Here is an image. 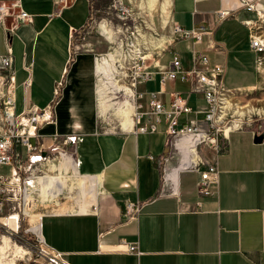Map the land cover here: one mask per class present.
<instances>
[{"label":"crops","instance_id":"1","mask_svg":"<svg viewBox=\"0 0 264 264\" xmlns=\"http://www.w3.org/2000/svg\"><path fill=\"white\" fill-rule=\"evenodd\" d=\"M19 1L29 21L10 33L0 26V55H12L14 111L51 109V120L37 129L45 146L55 134L77 137L58 164L71 165L75 188L61 186L58 179L54 184L60 188L51 199L42 196L51 209H42L37 229L47 247L66 264H264V139L255 143L252 129L232 131L225 150L214 155L216 194L200 197L198 173L181 171L178 180L169 175L170 162H179L182 152L174 151L178 142L170 144L165 124L153 133L137 132L135 121L129 129L101 124L100 56L88 50L73 57V37L90 21L92 0ZM164 1L171 21L185 29H212L197 48L225 65L227 88L260 84L246 25L258 13L247 10L244 0ZM245 1L264 7V0ZM221 12L227 18L221 19ZM176 44L188 67L191 42ZM158 60L163 70L168 61L160 65ZM159 78L136 92L158 91ZM190 89L187 82L168 81L160 97L168 103L170 93L178 91L191 106L202 107L203 95L189 96ZM0 167L6 169L0 173L10 170ZM87 188L95 194L91 204L83 201ZM130 202L140 209L136 218L125 219ZM125 244L137 245L139 253L127 251Z\"/></svg>","mask_w":264,"mask_h":264},{"label":"built area","instance_id":"2","mask_svg":"<svg viewBox=\"0 0 264 264\" xmlns=\"http://www.w3.org/2000/svg\"><path fill=\"white\" fill-rule=\"evenodd\" d=\"M243 2L247 10L258 13V19L247 21L246 25L251 31L250 48L256 55L259 67L260 64H264V33L262 30L264 7H259L260 4L255 2L245 0ZM227 16L228 13H220L221 19ZM8 19H12L9 25H7ZM28 21L29 14L22 9L19 0H0V26L8 33L13 32L17 25ZM172 23L173 34L178 36L175 42H191V46H188L189 66H186L183 53L179 49L169 51L171 58L163 70H159L155 62L154 69L145 65L144 56L136 59L134 84L155 81L158 75L160 76L158 91H148L146 94L137 93L134 115L136 131L153 133L165 124L170 144L191 136L192 143L198 152V159L183 168L182 172L198 173V195L200 197L211 196L216 194L214 185L217 184L219 176L217 158L214 155L217 156L225 150L227 136L232 131L241 129L242 125L238 128L234 127V123L232 124L234 120L232 121L229 117L231 107H225L226 104L223 102L227 97L232 102L231 94L233 93V90L224 84L225 65L213 61L207 52L197 48V45L203 43L205 36L213 33L212 29L205 25L185 29L176 21ZM157 62L159 63V60ZM168 81L189 83L191 85L189 96L193 93H201L205 104L194 108L190 105L189 98L178 91L170 93L167 103L160 95L164 93L163 87ZM145 95L148 97L146 102L143 101ZM14 104L15 80L12 73V55L7 52L5 55H0V166H9L10 170L8 173H0V213L10 200H16L17 205L21 203L24 205L25 200L28 199L27 195L32 192L31 188H28L29 183L33 179L43 177L46 173L40 166L55 159L61 162L62 155L66 154L65 147L72 146L77 139L75 135L55 134L50 136V143L45 146L37 129L51 120V109L38 110L30 106L25 111L16 114ZM191 115L194 116L191 117ZM200 115H204L203 120L199 119ZM200 147L209 148L211 154L206 155L204 152L200 154ZM21 148L25 150L24 157ZM26 160L28 162L22 164ZM39 184L41 187L42 183L39 182ZM139 209L138 204L130 202L125 205L122 217L134 219ZM18 210L20 211V207ZM10 216H5L4 221ZM39 242L46 249L44 252L51 255L53 251L47 247L41 235ZM124 247L129 252L139 253L137 245L125 244ZM52 254L53 261L57 263L60 257L54 252Z\"/></svg>","mask_w":264,"mask_h":264},{"label":"rangeland","instance_id":"3","mask_svg":"<svg viewBox=\"0 0 264 264\" xmlns=\"http://www.w3.org/2000/svg\"><path fill=\"white\" fill-rule=\"evenodd\" d=\"M92 6L93 13L90 21L83 30L75 33L73 37V48L75 50L73 57L77 52L88 50L96 52L98 56L108 54L111 51H114L117 54V58L125 65L123 70L125 72L127 71L126 74L128 73L127 75L119 76L121 83L124 82L125 84H130L136 93L135 96L130 98V104L128 105L130 108L134 109V113L131 114V117L133 118L132 120L134 121V106L137 100L136 91L137 89L140 90L145 86L143 83H136L137 85L134 84L135 81L133 76L135 71V61L140 56H144V52H148L150 50V46H148L146 40L143 39L144 37H141L142 35L140 32H143L147 36H150L154 39L160 38L161 36L167 37L165 49H154L156 58L147 60L145 59V65H148L151 69H154V64L158 59L161 60L160 65H163L165 61H168V59L171 57V52L169 53V51H174L176 48H178L176 47L174 49V47L177 45L175 41L178 36L173 34L171 27L173 23L169 19L168 7L164 0H159L157 6L153 9L148 6L147 0H92ZM103 25H106V27L110 30L114 38V42H111L103 34L101 30ZM262 30L264 33V23ZM138 51H142V53H138ZM119 64L120 62L118 61L116 65ZM107 78L108 77H106V75H102L100 80V121L102 125L111 128L113 126L122 125L121 122H123V119L117 114L115 108L119 105L118 102L126 101L127 97L123 91L109 89L111 85L109 84V80ZM103 83L105 87L102 85ZM232 92V106H230L231 108L229 111V117L232 121L237 117L234 112L238 106H242L245 110H247L249 107L251 109H264V77L261 78L260 84L256 88L233 90ZM193 116L194 115H191V117ZM250 118V120L247 119L242 124L241 129L248 128L255 131L264 130V111L261 114L253 113L251 114ZM199 119L203 120L204 115H200ZM233 123L234 122H232V124ZM31 142L33 143V140ZM203 152L206 155L211 154V150L209 148L200 147L199 153L201 154ZM22 156H25L23 152ZM176 158L178 159L179 157L177 156ZM27 162L28 161L26 160L22 162V164ZM50 162L45 164L46 166H40L41 169L46 172V175H44L46 178L43 175V177L37 178V180L40 179L44 181L42 182L43 187H40V184H38L39 186L37 185L38 188L33 187L32 192L27 195L29 200H25L24 205L22 203L17 205L16 200L8 201L3 211L0 213L2 218L0 221L1 264H66L61 260V258H59L57 263H55L51 257L53 254L51 253V255H49L48 253L44 252L46 249H44V247H42L39 242V230L37 229V226L34 227L29 222V218L33 214L39 216L43 210L45 211L51 209L46 206V204H48L47 202L42 203V196L44 199H47L52 191H58L60 186L56 184L54 185V183L50 181H57L59 178L61 181V186L67 188H69V184L74 182V177L70 176L74 175V173H71V169L68 170L70 175L65 171V162H62V165H58L59 162L56 159ZM51 164L56 165V169L53 172L48 169L49 165ZM3 170L6 169L0 167V172H3ZM48 198L51 199V196ZM18 207H20V211L18 210ZM9 214L12 216L17 215V222L15 218H13L11 221V223H14L15 226L13 225L9 227L5 223L4 217L10 216ZM42 248L44 250H42Z\"/></svg>","mask_w":264,"mask_h":264},{"label":"bare ground","instance_id":"4","mask_svg":"<svg viewBox=\"0 0 264 264\" xmlns=\"http://www.w3.org/2000/svg\"><path fill=\"white\" fill-rule=\"evenodd\" d=\"M159 3V0H147V4L148 6L153 9L157 6V4ZM260 7V6H259ZM264 23V21H263ZM101 30L103 32V34L111 41L114 42V38L110 32V30L106 27V25L101 27ZM141 33V37H144L143 39L146 40V42L148 43V46H150V50L148 52H144V58L147 59H151V58H156L155 57V53H154V49H159L161 48L162 50L165 49V44H166V36H161L160 38H151L150 36H147L146 34H144L143 32ZM137 35V34H136ZM171 39V38H170ZM138 40V39H137ZM168 40V39H167ZM169 41V40H168ZM173 42V41H171ZM137 46V45H136ZM152 47V48H151ZM136 49V48H135ZM149 49V48H148ZM153 49V50H152ZM119 50V49H118ZM137 50V49H136ZM138 53H142V51H138ZM136 56V55H135ZM118 61L120 62L119 65H116V63H118ZM158 60H156L157 62ZM121 66V69H120ZM123 68H125V65L123 63H121V60H119L117 58V54L114 51L109 52L108 54L102 55L100 56L99 60H98V69H99V75H100V80H101V76L102 75H106V77H108L107 79L109 80V84L111 85V87H109V89L111 90H118V91H123L125 92V96L127 97V100L124 102H118V106H116L115 110L117 112V114L122 117L123 122V128L124 129H129V127H131L132 122H133V118L131 117V114L134 113L132 108H130L128 105L130 104V98H132L133 96H135V90L132 86H130V84H125L124 82L121 83V80L119 78V76L121 75H127L126 72L123 70ZM260 69V76L261 78L264 77V64H260L259 66ZM126 70V69H125ZM128 70V69H127ZM127 78V77H126ZM122 79V78H121ZM123 80V79H122ZM102 83V82H101ZM129 83V82H128ZM133 83V82H132ZM104 86V83L102 84ZM137 85V84H135ZM101 86V84H100ZM102 86V87H103ZM105 87V86H104ZM110 90V91H111ZM122 92V93H123ZM121 93V92H119ZM135 98V97H134ZM133 98V99H134ZM135 102V100H134ZM133 102V103H134ZM224 104L225 107L230 108V106H232L231 100L229 98H225L224 99ZM124 105V106H123ZM135 107V106H134ZM254 108V107H253ZM236 111L234 112L236 114V118L234 119V127L238 128L240 127L247 119L250 120L251 118V114L255 113V114H261L264 109L262 108H254L251 109L250 107L245 110L242 106L241 107H237L235 109ZM235 116V115H234ZM117 117V116H116ZM134 117V116H133ZM121 125V126H122ZM260 130L255 131L256 134H258ZM193 142V138L191 136H188L187 138L179 139L177 145L174 147V151H178V152H182L181 157L179 159V162L175 163V164H171L172 162H170V166L168 167V172L169 175L174 178L175 180H178V173L182 171L183 168H185L186 166H189L190 164H192L193 162H196L198 159V152L196 150L195 145L192 143ZM46 166V165H45ZM71 166V165H70ZM65 166V171L70 175L69 171L71 169V167ZM73 166V165H72ZM73 168V167H72ZM48 169L50 171H54L56 169V165L55 164H51L49 165ZM78 172V171H77ZM57 173V172H56ZM72 173V172H71ZM77 174V173H76ZM46 175V174H44ZM50 175V174H49ZM59 175V174H58ZM71 177H76V175H70ZM79 176V175H78ZM59 179V178H58ZM46 181V180H45ZM66 181V180H65ZM84 182H88L89 178H83ZM42 182H44L43 180H37V179H33L28 185H26L29 189L31 188H36L37 185ZM82 181H81V186H82ZM45 184V183H44ZM78 184V183H77ZM89 184V183H88ZM67 185V184H66ZM79 185V184H78ZM39 186V185H38ZM60 186V185H59ZM75 184L74 182H72L71 184H69V188L70 190H72ZM47 187V186H46ZM91 187V186H90ZM38 188V187H37ZM54 189V188H53ZM50 190V189H49ZM43 191V190H42ZM53 192V191H52ZM45 194V193H44ZM46 196V194H45ZM82 196V194L80 195ZM84 196L85 199H83V201H86V204H91L92 202L95 201V194L93 193V191H91L89 188L85 189L84 192ZM83 197V196H82ZM28 198V196H27ZM81 198V197H80ZM29 199H27L28 201ZM81 201V200H80ZM83 205V203H82ZM85 205V204H84ZM83 205V206H84ZM86 207V206H85ZM88 208V207H87ZM15 218L16 222H17V216L16 215H11L9 218H7L5 221V223L11 227V226H15L14 223H11L12 219ZM39 219L40 216H36V215H32L29 218V222L31 225H33L34 227L39 225ZM41 222V221H40ZM42 237V236H41ZM8 239V238H7ZM7 241V240H6ZM8 245V244H7ZM5 246V245H4ZM3 247V246H2ZM1 248V247H0ZM4 251V250H3ZM52 251V250H51ZM47 257V255H46ZM3 260V259H2ZM63 263V262H62ZM1 264V263H0ZM5 264V263H4ZM12 264V263H11Z\"/></svg>","mask_w":264,"mask_h":264},{"label":"water","instance_id":"5","mask_svg":"<svg viewBox=\"0 0 264 264\" xmlns=\"http://www.w3.org/2000/svg\"><path fill=\"white\" fill-rule=\"evenodd\" d=\"M263 139H264V133L255 134L254 136L255 143H260L263 141Z\"/></svg>","mask_w":264,"mask_h":264}]
</instances>
